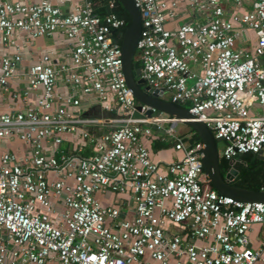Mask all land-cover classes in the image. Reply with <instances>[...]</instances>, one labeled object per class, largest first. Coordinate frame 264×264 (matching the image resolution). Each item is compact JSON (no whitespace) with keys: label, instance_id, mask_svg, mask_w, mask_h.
<instances>
[{"label":"built area","instance_id":"1","mask_svg":"<svg viewBox=\"0 0 264 264\" xmlns=\"http://www.w3.org/2000/svg\"><path fill=\"white\" fill-rule=\"evenodd\" d=\"M133 1L145 85L187 104L191 119L222 139L220 156L230 167L235 154L264 152V115L250 110L253 102L264 107V0ZM81 2L63 13L51 0L0 1L2 42H13L15 32L36 38L56 31L72 42L68 65L55 67L44 54L28 66V88L42 89L34 106L0 112V264H264V245L251 247L248 238L253 224L264 225V202L237 201L211 187L201 143L174 131L183 121L132 116L137 101L117 34L125 20ZM246 30L255 35L250 51L236 44ZM20 60L0 57V89L26 100L27 89L9 88ZM60 72L81 93L96 94L93 113L68 108L77 98L56 103ZM148 108L141 104L139 112ZM86 126L106 130L94 136ZM153 126L180 153L164 166L143 141ZM66 134L78 139L71 152L61 148ZM15 139L29 155L1 144ZM88 145L93 152L85 155ZM108 192L128 193L131 213L96 197Z\"/></svg>","mask_w":264,"mask_h":264},{"label":"crops","instance_id":"2","mask_svg":"<svg viewBox=\"0 0 264 264\" xmlns=\"http://www.w3.org/2000/svg\"><path fill=\"white\" fill-rule=\"evenodd\" d=\"M2 1V0H0ZM17 1V0H9ZM32 1V0H21ZM53 4L57 5L63 13L70 12L76 6L82 4L81 0H51ZM92 6L96 13H107L105 4L102 0H91ZM246 7V4L244 5ZM229 8L232 10V6H227V12ZM243 10V9H242ZM240 10V11H242ZM13 42L4 43L0 40V57L10 56L13 54H19L21 60L17 66V71L14 77L10 80L9 88L11 91L23 92L28 90L29 94L26 100L22 98H12L10 92H5L0 89V112L13 111L24 109L26 107H32L35 104L36 98L41 94L42 89L40 86L36 88H28L26 71L28 66L39 60V58L47 54L50 57V63L55 67L62 64L68 65L70 63V53L72 49V42L60 31H56L51 35L38 36L36 38H30L23 33L15 32L11 36ZM255 42V35L251 30H246L237 37V47L250 51ZM56 103L63 104L68 97L77 98L78 105L76 107L68 106L77 111L80 115H90L98 106L97 96L94 92L81 93L73 84L64 80V73L60 72L56 80L55 86ZM253 114L264 115V107L253 102L250 108ZM152 135L150 138H143L144 143L150 150V156L153 161L159 162L163 166L168 162H171L179 156V152L174 151L172 146V138L169 134L163 132V130H156L153 126ZM175 131V129H174ZM176 134H181L180 131H175ZM187 135V134H186ZM171 139V145L164 147V143L169 138ZM78 143V139L75 135L66 134L61 142V148L65 151L71 152ZM1 144L5 148L17 152L20 155H29V147L20 140L13 141H1ZM93 150L90 151V154ZM49 178L54 177L53 174H48ZM96 197L103 204H113L121 206L123 214L131 213V200L128 193H97ZM53 200V207L59 209L61 206L60 200ZM249 246L260 247L264 245V225L253 224L248 231Z\"/></svg>","mask_w":264,"mask_h":264},{"label":"water","instance_id":"3","mask_svg":"<svg viewBox=\"0 0 264 264\" xmlns=\"http://www.w3.org/2000/svg\"><path fill=\"white\" fill-rule=\"evenodd\" d=\"M105 4L107 13H118L124 9L130 18V22L125 28L122 37L119 39L122 50V71L128 87L132 90L137 101L136 110L132 116L134 118H143L158 116L162 113L167 114L176 120H181L192 128L200 137L202 145L201 162L206 176V180L211 187L218 193L232 197L234 200L241 202H264L263 190H252L234 185L233 179L239 170L245 164L239 154L234 155L231 167L225 175L220 170V153L218 152L217 142L222 140L216 138L213 132L205 125L204 122L191 119L186 108H183L176 102L164 99L162 90H152L145 85L144 80L140 77V68L135 71L132 69V62L135 57L136 42L141 30L140 11L133 0H102ZM141 104L148 106L145 114H141ZM85 130L94 136H99L102 131L106 130L104 126H86ZM264 160V152L256 154Z\"/></svg>","mask_w":264,"mask_h":264},{"label":"trees","instance_id":"4","mask_svg":"<svg viewBox=\"0 0 264 264\" xmlns=\"http://www.w3.org/2000/svg\"><path fill=\"white\" fill-rule=\"evenodd\" d=\"M117 15L125 20V25L121 27L117 32V34H120L122 36L125 28L130 22V18L128 13L124 9H121L117 13ZM140 67H141L140 61L136 57H134L132 62L133 71H135L137 68ZM179 105L182 106L183 108H187V104L180 103ZM186 126H187V131L181 133L180 135L187 134L189 136L187 140L190 144L200 143L199 135L187 124ZM170 145L171 142L164 143V147H169ZM90 151H91V146L88 145L86 146L83 153L85 155H88L90 154ZM240 158L241 160L245 161V164L239 170L237 175L234 177L232 183L238 187L264 191V160L258 158L256 154L252 152L240 154ZM219 165L222 175H225L230 168L229 160L225 159L224 157H220Z\"/></svg>","mask_w":264,"mask_h":264},{"label":"rangeland","instance_id":"5","mask_svg":"<svg viewBox=\"0 0 264 264\" xmlns=\"http://www.w3.org/2000/svg\"><path fill=\"white\" fill-rule=\"evenodd\" d=\"M229 14V13H228ZM182 22V21H181ZM190 82H193L192 80H190ZM164 99H168V93H165L163 96H162ZM175 131L179 132L180 133H184L187 131V126L185 123L183 122H178L177 125L175 126ZM169 138V137H168ZM167 142H171V139L169 138L167 140ZM223 147H224V142L222 140L218 141L217 142V148H218V152L221 154V152L223 151Z\"/></svg>","mask_w":264,"mask_h":264},{"label":"clouds","instance_id":"6","mask_svg":"<svg viewBox=\"0 0 264 264\" xmlns=\"http://www.w3.org/2000/svg\"><path fill=\"white\" fill-rule=\"evenodd\" d=\"M184 123V122H183Z\"/></svg>","mask_w":264,"mask_h":264}]
</instances>
